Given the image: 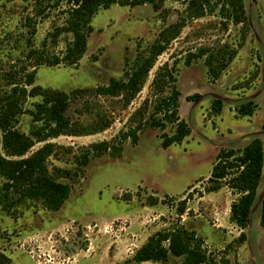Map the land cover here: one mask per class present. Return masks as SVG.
I'll return each mask as SVG.
<instances>
[{
    "label": "rangeland",
    "instance_id": "obj_1",
    "mask_svg": "<svg viewBox=\"0 0 264 264\" xmlns=\"http://www.w3.org/2000/svg\"><path fill=\"white\" fill-rule=\"evenodd\" d=\"M244 2L249 17L247 41L216 83L209 82L204 59L191 66H186L185 60L200 45L229 43L238 48L240 26L231 25L223 31L217 16H207L190 23L181 38L158 58L143 91L127 108L118 98L100 99V107L94 104L89 110L83 109V102L72 104L74 121L89 123L100 109L112 119L110 128L50 142L78 152L92 143L109 141L129 127L130 117L147 99L152 101L149 86L158 68L168 63L176 66L182 94L180 115L192 133L182 144L164 149L161 132L148 129L140 134L137 145L125 143L122 157L95 159L83 170L80 180L59 178L73 190L58 212L29 200L13 215L0 207V264L1 255L10 259L9 264H124L150 236L177 224L196 232L212 254L226 252L227 258L238 264H264V230L260 226L264 171L250 224L244 231L230 220L237 196L227 186L215 193L205 191L221 149H241L257 138L264 143V0ZM64 7L63 3L40 18L31 0H0V93L10 88L9 73L20 77L24 70L36 71L37 86L67 94L106 85L111 78L123 79L137 55L163 28L176 22L185 1L166 0V15L148 4L101 10L93 19L94 31L78 67L44 63L55 61L72 39L64 33L54 37L65 23ZM28 18L34 19L33 27L27 26ZM31 50L38 52L33 60L27 59ZM196 94L201 95L199 101L187 100ZM216 100L223 102L219 116L211 113ZM250 101L258 110L252 117L240 116L238 108ZM38 102L40 98H29L23 107L17 127L25 134L30 133L31 113ZM172 132L171 127L165 131L169 135ZM41 147L38 144L31 152ZM65 154V158L50 159V164L75 170L72 156ZM189 193L194 194L187 202L186 214L179 216L177 206ZM153 196L159 204L151 207L148 203ZM242 233L246 234L245 241L239 240ZM165 264H182V259L172 258Z\"/></svg>",
    "mask_w": 264,
    "mask_h": 264
},
{
    "label": "trees",
    "instance_id": "obj_2",
    "mask_svg": "<svg viewBox=\"0 0 264 264\" xmlns=\"http://www.w3.org/2000/svg\"><path fill=\"white\" fill-rule=\"evenodd\" d=\"M37 17L46 16V12L60 8L64 3L62 14L65 23L57 29L55 38L62 33L71 35L72 39L66 45L61 55L55 61L44 63L53 65L65 64L78 67L88 49V40L94 31L93 19L101 10L110 9L114 5L135 8L151 5L155 12L163 11L166 0H31ZM185 8L176 22L161 30L155 41L144 51H141L123 79L111 78L106 85L91 89H78L71 94L63 91L45 89L35 84L36 71L9 73L7 91L0 93V207L3 212L13 215L19 205L26 201L40 203L44 209L51 212L60 211L70 199L72 185L59 182V178L69 180L81 179L83 170L92 161L109 155L120 158L123 155L126 142L132 145L139 143L140 134L148 129L160 131L162 146L167 149L175 144H182L191 133L190 125L180 115L181 92L178 87L176 66L165 63L158 68L149 86L152 101L147 99L129 119V127L122 130L109 141L92 143L75 152L51 143L61 136H90L110 128L112 119L99 110L89 123L74 121L70 115L73 103L83 102V109L89 110L101 105L100 99H120L123 108H127L143 91L149 75L160 56L166 53L173 42L180 39L185 28L193 21L207 16H217L221 30L228 31L231 25L240 26V43L234 48L229 43L211 47L200 45L191 50L185 60L186 66L204 59L210 83L216 81L225 73L239 55L247 41L249 17L244 0H184ZM163 11V12H162ZM27 26L33 27L31 18ZM34 34V30L31 31ZM38 52L31 50L27 59L37 58ZM15 67H12L14 70ZM258 76L256 72L254 78ZM29 98H40L36 103L32 116V128L29 134L18 129L19 118L23 107ZM201 95L187 97L188 101H199ZM223 102L214 101L211 113L219 116L222 113ZM258 110V105L252 101L242 104L238 114L242 117H252ZM84 114V111H82ZM173 129L172 134L165 131ZM42 144L38 150L32 149ZM70 154L75 170L62 169L50 164V159L65 158ZM70 159H66V162ZM264 171V143L254 139L241 149H221L210 178L206 193L218 192L227 186L237 199L231 205L230 220L243 231L250 224L251 213L257 199L258 189ZM194 193H189L185 200L177 206V214L184 216L187 202ZM203 196L201 195V198ZM129 200V199H128ZM159 204L157 197H152L148 206ZM260 226L264 230V198L262 200ZM242 233L240 241H245ZM204 240L196 232L190 231L184 225L177 224L171 229L156 232L148 238L124 264H165L170 259H182V264H238L227 258L228 253L212 254L204 246ZM231 246L229 245L228 248ZM2 264H9L10 259L1 255Z\"/></svg>",
    "mask_w": 264,
    "mask_h": 264
}]
</instances>
